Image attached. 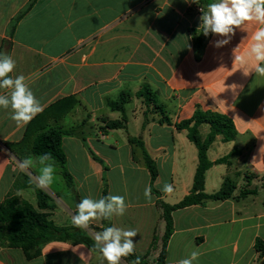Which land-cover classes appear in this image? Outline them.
<instances>
[{
  "label": "crops",
  "instance_id": "1",
  "mask_svg": "<svg viewBox=\"0 0 264 264\" xmlns=\"http://www.w3.org/2000/svg\"><path fill=\"white\" fill-rule=\"evenodd\" d=\"M213 2L217 0H0V54L12 57L16 67L10 75H23L43 106L44 129L70 131L62 145L71 175L69 183L61 166L47 161L55 168L52 185L44 188L53 208H39L34 188L24 186L30 169L21 171L17 161L32 158L37 167L40 155L32 149L40 129L27 134L29 123L17 125L11 109L0 108V205L20 194L58 226H70L76 205L86 197L102 198L106 189L107 196L125 198V214L113 215L108 223L94 220L84 230L93 238L106 227L136 230L135 254L157 259L166 230L158 202L176 204L188 195L199 164L188 130L177 125L197 108L212 110L231 118L236 135L225 140L217 134L210 143L207 157L213 164L206 171L205 192L213 194L232 180L233 196L174 210L165 264H177L192 251L200 253L193 264H264V76L255 72L256 62L247 55L255 26L236 29L227 45L215 47L223 37L205 36L200 27L201 10ZM236 47L235 55L245 57L243 65L234 62ZM143 84L164 105L162 110L151 106L146 124V103L136 96ZM8 91L0 89V94ZM123 91L132 93L127 127L107 128L105 120L122 118L108 99ZM63 99L67 101L59 102ZM210 131L208 123L199 125L202 140ZM129 136L144 145L130 142ZM146 154L158 169L153 184ZM226 156L227 161L217 162ZM165 183L173 186L172 194L162 191ZM146 187H151V201L144 196ZM0 264L107 262L86 243L52 240L32 259L22 248L0 241ZM121 264L130 263L122 258Z\"/></svg>",
  "mask_w": 264,
  "mask_h": 264
},
{
  "label": "trees",
  "instance_id": "2",
  "mask_svg": "<svg viewBox=\"0 0 264 264\" xmlns=\"http://www.w3.org/2000/svg\"><path fill=\"white\" fill-rule=\"evenodd\" d=\"M136 96L142 97L146 103L147 109L145 110L146 124L149 121L148 112L153 109H163L164 105L159 101L156 92L148 84H143ZM132 93L123 91L115 100L108 99V105L113 110L122 112L121 119H108L106 121L107 128H126L127 127V113L126 104L130 101ZM71 100L73 98H67ZM67 100H60L65 102ZM43 114L39 113L32 119L27 126L28 131L32 129H40L37 133L32 152L36 155H44L48 153L51 155L55 163L61 166L63 175L67 182H71V175L66 169V154L62 145V137L70 133L61 127L54 126L47 130L43 121ZM167 121V119H161ZM208 123L211 126V131L205 140L201 139L199 133V125ZM40 124V125H39ZM179 128H186L188 130V137L195 143L198 148L199 164L195 173L193 188L191 192L186 195L181 201L176 204H168L163 200L158 202L159 207L162 209V217L166 222V230L162 238V248L156 259L155 264H165L167 242L173 233V216L172 212L176 209L183 208L192 204L203 203L208 199L212 200H225L233 196L235 183L232 180H227L223 183L221 189L213 194L205 192V177L206 171L212 166V162L207 157V150L210 143L215 139L217 134H223L225 140H230L236 135V129L231 118L225 114L212 111L202 110L197 108L192 118L181 121L178 125ZM129 141L138 143L143 146V142L138 137L129 136ZM10 145V143H8ZM228 157H223L217 162H225ZM146 162L151 174V183L153 184L158 176V169L153 158L146 154ZM25 187H33L38 199V207L41 209L53 208L52 197L44 189L37 186L33 180L30 182V176L26 175L24 179ZM154 190V188H153ZM246 195L247 192H243ZM107 196V190H104V196ZM108 223L109 219H105ZM52 240H71L74 243H86L87 245L95 248L94 238L89 235L84 229L70 226H58L53 220L49 218V213L39 211L30 201L23 198L20 194H13L9 196L6 201L0 205V241L6 243L11 247L22 248L28 259L35 258L41 253V245ZM158 237L155 233L153 237L152 247L154 249ZM98 250V249H96ZM99 251V250H98ZM137 257L135 252L128 257H124L125 261L131 264ZM140 258V264H147L143 258Z\"/></svg>",
  "mask_w": 264,
  "mask_h": 264
},
{
  "label": "clouds",
  "instance_id": "3",
  "mask_svg": "<svg viewBox=\"0 0 264 264\" xmlns=\"http://www.w3.org/2000/svg\"><path fill=\"white\" fill-rule=\"evenodd\" d=\"M201 12L200 27L203 28V35L208 36L212 33L223 37L215 42L214 46L217 48L227 45L235 35L236 29L246 31L248 25L255 26L251 33V44L247 55L256 62L255 72L264 76V0H217L209 3L207 10ZM237 50L238 47L233 49L234 62L238 61L243 65L246 62L245 57L235 55ZM15 67L16 63L11 56L0 54V89L9 90L7 94H0V108H10L11 119L17 125H27L43 111V106L23 75L16 77L10 75ZM231 88L236 89L237 85H231ZM37 159L42 167L40 174L34 178L35 182L42 189L48 188L52 185L55 174L53 164L47 163L52 157L45 153ZM17 164L21 171H26L33 166L34 161L32 158H26L17 161ZM32 179L30 176V182ZM162 191L170 195L174 189L171 184L165 183ZM144 196L147 200H152L151 187L145 188ZM127 207L125 198L120 195H108L98 200L86 197L76 205V214L72 216V223L77 228L88 229L94 220L111 219L113 215L123 216ZM136 235L137 231L133 229L106 227L103 231L95 232L94 246L107 264H121L122 258L134 253L136 243L133 242V237ZM199 255L198 251H192L188 258L179 260L177 264H193L198 260ZM83 259L84 254L81 253V260ZM131 264H140V258L137 257Z\"/></svg>",
  "mask_w": 264,
  "mask_h": 264
},
{
  "label": "rangeland",
  "instance_id": "4",
  "mask_svg": "<svg viewBox=\"0 0 264 264\" xmlns=\"http://www.w3.org/2000/svg\"><path fill=\"white\" fill-rule=\"evenodd\" d=\"M39 157V156H38ZM35 167V166H34ZM34 167H30L29 169H30V173H29V175L30 176H34V178L36 177V176H38V172H37V168H38V170H40V168L42 167V165H40L39 163H37V167L36 168H34ZM104 184L107 186V185H109V182H108V179H107V177L105 176V179H104ZM143 260H145L146 262H147V264H155L156 263V259H154V258H152V257H150V258H143ZM153 260V261H152Z\"/></svg>",
  "mask_w": 264,
  "mask_h": 264
}]
</instances>
